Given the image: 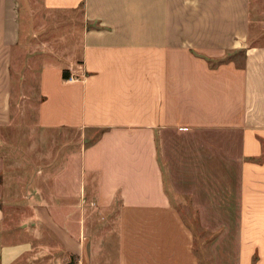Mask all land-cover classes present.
<instances>
[{
	"label": "crops",
	"instance_id": "crops-1",
	"mask_svg": "<svg viewBox=\"0 0 264 264\" xmlns=\"http://www.w3.org/2000/svg\"><path fill=\"white\" fill-rule=\"evenodd\" d=\"M38 2L80 10L82 31L80 63L56 57L59 38L26 55L42 62L37 125L83 134L58 167L23 176L0 138V264H201L160 162L168 136L195 132L214 140L200 152L213 180L239 164V264H264V43L253 1ZM22 3L0 0V129L14 122L10 64L33 27ZM89 130L99 134L86 144Z\"/></svg>",
	"mask_w": 264,
	"mask_h": 264
},
{
	"label": "rangeland",
	"instance_id": "rangeland-1",
	"mask_svg": "<svg viewBox=\"0 0 264 264\" xmlns=\"http://www.w3.org/2000/svg\"><path fill=\"white\" fill-rule=\"evenodd\" d=\"M38 1L29 0L26 5L23 0L20 5L23 24L27 21L33 27L29 28V38L25 35L21 37L23 43L15 47L14 59L10 64L14 80L11 97L14 122L11 127L0 129V138L3 139L1 151L5 155V162L14 175L20 176L27 175V171L32 175V171L48 164L58 167L70 151L80 147L83 134L81 130H42L37 125L39 93L36 72L42 62L28 60L26 55L34 52L35 57H42L37 55V51L43 48L48 50L45 43L52 38H59L62 44L51 47L58 50L56 57L67 62L73 53H78L73 43H79L82 31L78 27L80 10L63 12L44 9ZM252 1L256 9L252 31L260 32L256 27L263 25L258 38L264 43V0ZM77 53L75 57L78 60ZM0 63L2 68L7 66L8 61ZM77 63H80L79 60ZM86 132V144L91 143L99 134L97 130ZM168 137L169 140L160 149L166 190L173 206L194 233V251L199 261L201 264H239V164L232 163L228 169L229 166H225L227 158H221L227 171L226 176L230 179L213 180V173H207V166L203 167L206 156L200 152H203L204 146L206 150L212 149L214 140H203L206 136H198L196 132L188 137ZM218 183H221V187ZM107 227V224L104 225L105 230ZM101 228L98 230L99 235Z\"/></svg>",
	"mask_w": 264,
	"mask_h": 264
},
{
	"label": "trees",
	"instance_id": "trees-1",
	"mask_svg": "<svg viewBox=\"0 0 264 264\" xmlns=\"http://www.w3.org/2000/svg\"><path fill=\"white\" fill-rule=\"evenodd\" d=\"M64 77H65V78H69V77H70V72H69L68 69H65V70H64ZM256 260H257V258H254L253 264L256 263Z\"/></svg>",
	"mask_w": 264,
	"mask_h": 264
},
{
	"label": "built area",
	"instance_id": "built-area-1",
	"mask_svg": "<svg viewBox=\"0 0 264 264\" xmlns=\"http://www.w3.org/2000/svg\"><path fill=\"white\" fill-rule=\"evenodd\" d=\"M74 78H76L74 75H70L69 79L73 80Z\"/></svg>",
	"mask_w": 264,
	"mask_h": 264
}]
</instances>
